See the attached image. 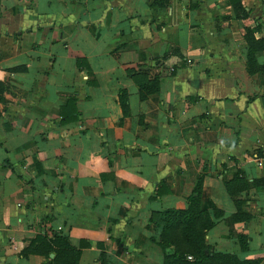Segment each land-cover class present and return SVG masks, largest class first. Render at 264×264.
<instances>
[{
    "label": "crops",
    "instance_id": "obj_1",
    "mask_svg": "<svg viewBox=\"0 0 264 264\" xmlns=\"http://www.w3.org/2000/svg\"><path fill=\"white\" fill-rule=\"evenodd\" d=\"M241 4L245 18L227 0H0V264H49L20 255L47 227L87 242L76 264H162L148 217L184 207L202 168L199 206L221 210L206 244L264 264V181L226 190L264 180V69L246 71L242 38L264 36V0Z\"/></svg>",
    "mask_w": 264,
    "mask_h": 264
},
{
    "label": "trees",
    "instance_id": "obj_2",
    "mask_svg": "<svg viewBox=\"0 0 264 264\" xmlns=\"http://www.w3.org/2000/svg\"><path fill=\"white\" fill-rule=\"evenodd\" d=\"M230 4L235 18H245L247 12L241 4V0H227ZM258 30V25L244 26L242 38L246 44L245 68L248 73L262 71L263 64H259L254 56V51L264 50V36L255 37L254 33ZM21 67L13 66L7 68L9 71L19 70ZM6 83L0 80V98L5 90ZM158 88V74L147 80L137 82V93L139 100L146 98L147 94L156 91ZM117 103L121 115L129 114L127 91L124 87L117 89ZM109 159L107 165L109 166ZM103 172L99 175L102 176ZM111 175L110 173H107ZM204 175L203 168L197 175L193 185L186 197L184 207H166L159 212H152L148 221L161 227L158 239L150 238V241L157 245L162 253V264H258L259 259H238L234 254L215 251L206 244L204 240L205 231L213 224L211 216H217L221 210L210 204L211 213L201 209L200 194L201 182ZM263 179H252L247 181L236 174L233 179L226 184L228 192H234L248 188L249 186L259 185ZM162 183L159 182L155 193L149 198H154L160 194ZM248 214L236 210L232 214L233 220L247 218ZM241 247L245 245V236H239ZM101 244L99 243V247ZM87 246V242L79 239L77 246H73L63 234H59L56 229L47 227L42 233L36 234L28 240L26 246L20 250L21 256L29 253L43 255L49 264H76L77 256L81 247ZM170 247V252L165 249ZM102 251V250H101ZM53 252L49 257L48 253ZM186 255L192 258L187 259ZM103 254L100 255V263H103Z\"/></svg>",
    "mask_w": 264,
    "mask_h": 264
},
{
    "label": "built area",
    "instance_id": "obj_3",
    "mask_svg": "<svg viewBox=\"0 0 264 264\" xmlns=\"http://www.w3.org/2000/svg\"><path fill=\"white\" fill-rule=\"evenodd\" d=\"M255 163L257 165H260V164L264 165V157H260V158L255 159ZM186 258L191 259L192 257L190 255H186Z\"/></svg>",
    "mask_w": 264,
    "mask_h": 264
},
{
    "label": "water",
    "instance_id": "obj_4",
    "mask_svg": "<svg viewBox=\"0 0 264 264\" xmlns=\"http://www.w3.org/2000/svg\"><path fill=\"white\" fill-rule=\"evenodd\" d=\"M171 251V248L170 247H168V248H166L165 249V252L167 253V252H170ZM52 255V253H49V256H51Z\"/></svg>",
    "mask_w": 264,
    "mask_h": 264
}]
</instances>
